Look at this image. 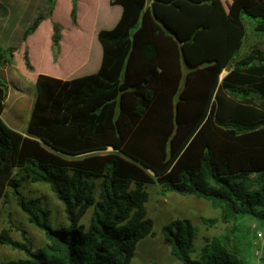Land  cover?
I'll return each instance as SVG.
<instances>
[{"label":"trees","instance_id":"1","mask_svg":"<svg viewBox=\"0 0 264 264\" xmlns=\"http://www.w3.org/2000/svg\"><path fill=\"white\" fill-rule=\"evenodd\" d=\"M56 1L45 0L22 43L52 18ZM110 5L121 14L97 33L98 70L67 80L37 75L24 134L2 119L0 81V204L11 193L47 238L35 248L25 232L19 242L2 230L0 244L25 258L1 264H131L138 243L154 236L150 184L208 201L226 226L196 249L190 220L165 225L164 243L180 264H252L255 230L264 232V50L238 54L244 24L264 35V0H235L229 11L222 0ZM51 24L57 57L62 29ZM23 62L34 69L27 48ZM24 183L47 185L66 224L22 196Z\"/></svg>","mask_w":264,"mask_h":264},{"label":"rangeland","instance_id":"2","mask_svg":"<svg viewBox=\"0 0 264 264\" xmlns=\"http://www.w3.org/2000/svg\"><path fill=\"white\" fill-rule=\"evenodd\" d=\"M72 1L75 3L76 12L79 15L80 27L76 31L70 30L67 33V47H72L75 51H83L85 56L89 54L90 69L97 65L99 66L101 60V47L94 36L95 31L113 28L121 14V8L119 6H111L110 0H57L54 17L44 21L36 35L27 40L25 44H22V48H27L29 52L30 61L34 67L32 71L26 70L23 58L19 57V53L22 50L21 39H16L18 36L16 34L13 35V45L17 49L13 59L14 72L17 77L14 83L20 89V93H18L20 95L18 97L19 101L16 105L18 118H12L11 112H9L10 114L8 113L9 104L11 103L10 95L8 98L9 102H7V106L3 111L2 119L8 127L19 131V133L26 132L31 107L36 95L34 84L37 75L44 74L60 78L65 75V72L72 70V67H65L62 63L60 65L53 63L45 52L52 21H56L66 28L70 26ZM234 1L222 0L228 11ZM34 7L36 12L43 11L45 4L42 0H36ZM31 8L33 10V6ZM30 16L33 17L31 12L27 14V17L25 16V24L32 22L33 18H30ZM243 26L245 37L238 54L240 58L244 57L252 49L264 50V35L255 33L252 26L248 23ZM2 45L4 43L0 40V47ZM1 54L2 57L10 58V53L6 49ZM226 73L227 71H224L222 75ZM146 190L149 194V199L146 203L147 216L153 221L154 236L147 237L138 243L131 264H180L177 259L171 256L170 248L164 243L162 234V228L176 219H188L196 227V249L204 246L207 239L225 233L226 226L220 221L219 211L212 209L208 201L192 196L183 197L176 193L161 194L160 187L156 184L147 185ZM20 192L26 199H40L44 206L51 210L55 225L66 224L63 205L47 185L24 183ZM88 219V216H86L82 223L87 224ZM203 219L216 220V223L207 226L204 224ZM248 225L252 228L255 227L253 222H248ZM2 230H7L10 237L19 242H23L22 232H25V235L31 239L35 248L43 246L47 241L43 231L29 222L28 216L21 211L15 197L11 193L0 204V233ZM255 231L257 233L263 232L262 230ZM252 242V264H264V240H259L257 236ZM24 258L25 255L22 252L0 244V264Z\"/></svg>","mask_w":264,"mask_h":264},{"label":"crops","instance_id":"3","mask_svg":"<svg viewBox=\"0 0 264 264\" xmlns=\"http://www.w3.org/2000/svg\"><path fill=\"white\" fill-rule=\"evenodd\" d=\"M35 1L36 0H0V40L4 43V45L0 47V81L4 83L7 87V98L5 101V104H6L5 108L7 106V102H9L8 100L11 99V103L10 104L8 103L10 105L8 113L11 112V114L10 113L9 114L12 116V118H18L16 105L18 104V101H19L18 97L20 96L18 95V93H20V89L18 85L14 83L15 79L17 80V77L14 72L15 68H14L13 59L15 58V54H16L15 52L17 49L15 48V45H13L14 44L13 35L16 34L18 36L16 37V39H22L24 31L30 25V22L26 24L24 23L25 16L27 17V14L31 12V14H33V17L30 16V18H34V15L38 13V11L37 12L35 11L36 10L34 7ZM42 1L45 4V0H42ZM32 6H33V10L31 8ZM54 14H55V8L53 11L52 18L54 17ZM40 26L32 35H30L27 38V40H30L34 35H36V33L39 31ZM79 27H80V20H79V15L77 14V12H76V24H73L71 22L70 26L67 28L61 25L62 39L60 41V46H59L57 57H54V53H53L52 46H51V34H52V27H51L49 39L47 42V47L45 49L47 56L52 60L53 63L59 64V65L62 63L65 67H68V66L72 67L71 71L65 72V75H63L59 79L67 80L71 78L90 75L96 72L99 68L98 65L95 66L94 68L93 67L91 69L89 68L90 67V60L88 58L89 54L88 56H85L83 51H75V49H73L72 47H69V46L67 47V44H68L67 33H69L70 30L76 31L78 30ZM98 32L95 31L94 33L95 34L94 36L96 38H97ZM27 40L24 43L21 42L22 50L19 53L20 58H23V52H24V49L22 48L23 47L22 44H25ZM5 49L7 52L10 53L9 59H7V57H2L1 52ZM11 49H14L15 51L11 53L10 52ZM24 133L25 131H23L22 134Z\"/></svg>","mask_w":264,"mask_h":264},{"label":"built area","instance_id":"4","mask_svg":"<svg viewBox=\"0 0 264 264\" xmlns=\"http://www.w3.org/2000/svg\"><path fill=\"white\" fill-rule=\"evenodd\" d=\"M257 236H258L259 240H261V241L264 240V233L263 232H258Z\"/></svg>","mask_w":264,"mask_h":264},{"label":"bare ground","instance_id":"5","mask_svg":"<svg viewBox=\"0 0 264 264\" xmlns=\"http://www.w3.org/2000/svg\"><path fill=\"white\" fill-rule=\"evenodd\" d=\"M216 93H218V92H216Z\"/></svg>","mask_w":264,"mask_h":264}]
</instances>
